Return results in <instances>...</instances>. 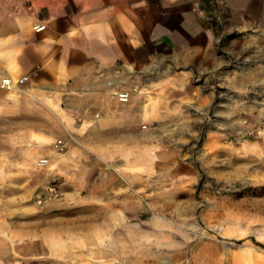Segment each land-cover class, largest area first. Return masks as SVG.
Wrapping results in <instances>:
<instances>
[{"label": "rangeland", "instance_id": "obj_1", "mask_svg": "<svg viewBox=\"0 0 264 264\" xmlns=\"http://www.w3.org/2000/svg\"><path fill=\"white\" fill-rule=\"evenodd\" d=\"M196 1L249 39L264 26V0L247 1L246 20L227 0ZM263 62L249 45L229 88L201 76L149 118L137 112L134 143L89 175L79 206L48 210L43 188L3 186L0 264H264Z\"/></svg>", "mask_w": 264, "mask_h": 264}, {"label": "crops", "instance_id": "obj_2", "mask_svg": "<svg viewBox=\"0 0 264 264\" xmlns=\"http://www.w3.org/2000/svg\"><path fill=\"white\" fill-rule=\"evenodd\" d=\"M227 1L245 19L248 0ZM200 9L195 0H0V81L14 82L0 86L1 191L56 180L61 197L46 208L79 206L89 175L134 143L137 112L149 118L201 76L229 88L245 78L233 65L249 45L264 61L263 25L249 39L245 24H213ZM134 85L127 101L113 95Z\"/></svg>", "mask_w": 264, "mask_h": 264}, {"label": "built area", "instance_id": "obj_3", "mask_svg": "<svg viewBox=\"0 0 264 264\" xmlns=\"http://www.w3.org/2000/svg\"><path fill=\"white\" fill-rule=\"evenodd\" d=\"M35 30L36 31H40L44 28L43 24H38L35 25ZM25 80L24 77L19 78L16 83H22ZM14 85V82L9 78V77H4L3 79H1L0 81V86L3 88L10 89L12 88ZM137 85H134L132 87V89L128 92V91H113V95L119 100V101H127L131 95V93L133 91H136ZM54 146L57 149H62L63 148V143L61 140L56 141V143L54 144ZM42 163H45V160L41 161ZM58 197H60V190L59 187L55 184V183H47L45 186V190L44 193L37 195L36 197V201L38 204H45L47 202H50L54 199H57Z\"/></svg>", "mask_w": 264, "mask_h": 264}]
</instances>
